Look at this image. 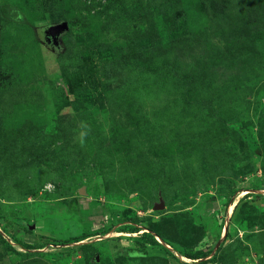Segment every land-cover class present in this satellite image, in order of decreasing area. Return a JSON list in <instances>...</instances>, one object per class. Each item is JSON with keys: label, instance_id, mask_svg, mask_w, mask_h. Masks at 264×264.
Here are the masks:
<instances>
[{"label": "rangeland", "instance_id": "374dc122", "mask_svg": "<svg viewBox=\"0 0 264 264\" xmlns=\"http://www.w3.org/2000/svg\"><path fill=\"white\" fill-rule=\"evenodd\" d=\"M0 264H264V0H0Z\"/></svg>", "mask_w": 264, "mask_h": 264}, {"label": "water", "instance_id": "95a60500", "mask_svg": "<svg viewBox=\"0 0 264 264\" xmlns=\"http://www.w3.org/2000/svg\"><path fill=\"white\" fill-rule=\"evenodd\" d=\"M69 30V22L67 20H62L58 23L51 24L47 27H44L40 30L42 36L47 37L52 40L55 47H58L60 44L61 34Z\"/></svg>", "mask_w": 264, "mask_h": 264}, {"label": "trees", "instance_id": "16d2710c", "mask_svg": "<svg viewBox=\"0 0 264 264\" xmlns=\"http://www.w3.org/2000/svg\"><path fill=\"white\" fill-rule=\"evenodd\" d=\"M67 20V19H66ZM60 21H62V19L60 20ZM68 22H69V30L71 29V27L74 25V22L73 21H69V20H67ZM44 37V36H43ZM46 38V37H45ZM190 257H195V256H190Z\"/></svg>", "mask_w": 264, "mask_h": 264}, {"label": "flooded vegetation", "instance_id": "af4514ba", "mask_svg": "<svg viewBox=\"0 0 264 264\" xmlns=\"http://www.w3.org/2000/svg\"><path fill=\"white\" fill-rule=\"evenodd\" d=\"M46 38L48 39V41L50 42V44H51L52 46H54L52 40H50V39L48 38V36H47Z\"/></svg>", "mask_w": 264, "mask_h": 264}]
</instances>
